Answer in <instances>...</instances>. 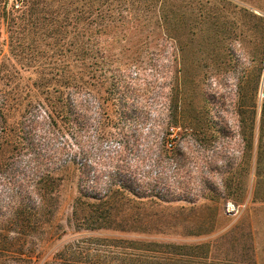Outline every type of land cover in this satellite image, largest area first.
<instances>
[{"label":"rangeland","instance_id":"374dc122","mask_svg":"<svg viewBox=\"0 0 264 264\" xmlns=\"http://www.w3.org/2000/svg\"><path fill=\"white\" fill-rule=\"evenodd\" d=\"M243 1L264 5L0 0V264H264V14ZM97 150L117 156L94 178ZM123 157L172 200L86 198Z\"/></svg>","mask_w":264,"mask_h":264},{"label":"trees","instance_id":"16d2710c","mask_svg":"<svg viewBox=\"0 0 264 264\" xmlns=\"http://www.w3.org/2000/svg\"><path fill=\"white\" fill-rule=\"evenodd\" d=\"M49 0H25V6L23 5V13L26 14H32L33 12H35L36 9H38V4H43L45 6H47V2ZM23 0H19V5L16 7L14 4L9 3V0H4V6L5 4H8V6H10V10L14 11L19 9L22 6ZM3 6V9H5V7ZM45 6H42L41 10H47ZM11 22H13L12 20H10ZM10 21L7 20V23L9 24ZM61 27V25H60ZM117 76H120V74H117ZM89 92V91H88ZM69 101H67V107H70L73 103L70 101V99H68ZM169 124H176V123H169ZM26 127V126H25ZM24 129V128H23ZM28 130H24V132L26 133ZM95 137H96V141L97 142H102V140H106V141H118L122 147H125V145L128 144H134L136 142V138H134L132 135H127L125 134L124 130H120L118 132L114 131H106V129L104 127H100L97 132H95ZM26 136L24 135V142H26ZM78 153H82L84 156H89V155H93L94 151H92L91 149H81L78 151ZM38 154V153H37ZM95 154H104L101 153L99 150H97V153ZM105 156L111 158L110 154H105ZM36 158V157H35ZM37 159V158H36ZM33 159V160H36ZM16 163L17 161L12 160V162H8L6 163V165L3 167V172L6 173H10V174H14L15 173V169H16ZM121 166V165H120ZM117 168V173L114 177H118L120 176L122 178V182L119 183L117 185V181L113 180H108L105 183L104 187H96V185H91L88 188L90 189L87 193L84 194V196L88 199H92L94 201H103L105 199H107L110 196L113 195H117V194H123V193H129L131 195H133L135 198L137 199H144V198H149V197H155L157 200H161V201H165V202H169L170 200H172L170 197H167V195L169 194L168 190H163L165 191L164 193L158 195V193L154 194V186L152 185V188H149V186L151 187V185H149L147 182H145V179H140L138 178L137 174L133 171H131L130 173L125 172L127 171L125 169V167H118V165L116 166ZM1 171V173H3ZM34 176L37 177V174L34 173ZM35 179V178H34ZM33 179V181H34ZM40 180V178H39ZM139 181V182H137ZM133 187H138V191H134ZM88 190V189H87ZM188 202H190V200L186 199ZM40 202L33 205L31 207V209H38L40 206ZM14 228V227H13ZM3 228L0 227V231ZM1 236V235H0Z\"/></svg>","mask_w":264,"mask_h":264},{"label":"built area","instance_id":"2783aa9c","mask_svg":"<svg viewBox=\"0 0 264 264\" xmlns=\"http://www.w3.org/2000/svg\"><path fill=\"white\" fill-rule=\"evenodd\" d=\"M9 3H11V4H14L16 7L19 5V0H9ZM175 128H174V126H171V128H170V130L171 131H173ZM169 135H171V133L169 134ZM106 141V140H105ZM111 141H113L114 142V140H111ZM118 142V141H117ZM136 142H137V139H136ZM119 145H121L120 143H119ZM118 145V149H120L121 147H122V145L121 146H119ZM169 146H172L171 145V143H169ZM123 148V150H125V151H127L128 153H131V150H133L134 148H135V145H132V144H130V148H126L125 149V147H122ZM106 154H108V153H106ZM99 155V157L98 156H96V158H94V160H93V164H91L90 166H89V168L92 170L95 166H98L97 164L99 163V164H101V165H106V166H109V168H110V161H111V159H113V158H115L116 156H117V151H116V153H112V155H111V158H109V157H107V156H105V154H102V155H100V154H98ZM118 165V167H125V169L127 170V171H125V172H128V173H130L131 171H133V172H135L136 174H137V176H138V178H140V179H145V177H142V175H141V173L139 172L140 171V168H138L136 165L133 167V168H131V167H128V162H126V158L125 157H123L122 159H119V162H116V165L115 166H113L112 165V173L111 174H109L108 175V177H107V179H106V182L108 181V180H112V177L113 176H115L116 175V173H117V168H116V166ZM121 165V166H120ZM91 170H88V172H90ZM110 171V170H109ZM94 169L92 170V176L94 177ZM95 178V177H94ZM117 178H121L120 176H118V177H113V180L114 181H117V180H119V179H117ZM121 181H117V185L119 184V183H121L123 180H122V178L120 179ZM105 182V183H106ZM137 182H139V181H137ZM97 184V182L96 181H94V182H92V185H96ZM104 186H105V184H104ZM103 186V187H104ZM136 189H138V187H135ZM139 190V189H138ZM137 190V191H138ZM235 209H236V207L233 205V204H231V203H227L226 205H225V207H224V213L226 214V215H230L231 213H233L234 211H235Z\"/></svg>","mask_w":264,"mask_h":264},{"label":"crops","instance_id":"0c3cea01","mask_svg":"<svg viewBox=\"0 0 264 264\" xmlns=\"http://www.w3.org/2000/svg\"><path fill=\"white\" fill-rule=\"evenodd\" d=\"M243 2H244L245 6L250 7V8H255V9L257 8L258 9L257 12L259 11V12L264 14V5H263L262 8H258L259 6L257 4H255V3H253V2H249V1H246V2L243 1Z\"/></svg>","mask_w":264,"mask_h":264}]
</instances>
